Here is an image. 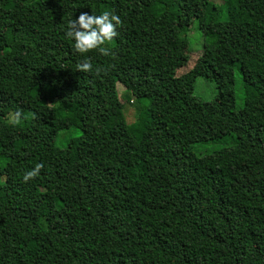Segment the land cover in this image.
<instances>
[{"label":"trees","instance_id":"16d2710c","mask_svg":"<svg viewBox=\"0 0 264 264\" xmlns=\"http://www.w3.org/2000/svg\"><path fill=\"white\" fill-rule=\"evenodd\" d=\"M201 2L0 0V264H264V0H206L177 76ZM104 11L114 57L75 53L68 21Z\"/></svg>","mask_w":264,"mask_h":264},{"label":"clouds","instance_id":"9594fccd","mask_svg":"<svg viewBox=\"0 0 264 264\" xmlns=\"http://www.w3.org/2000/svg\"><path fill=\"white\" fill-rule=\"evenodd\" d=\"M121 25V18L110 11H104L100 15L81 13L78 19L68 21L64 35L67 40L73 42V51L81 56L98 51L103 56L114 57L115 54L105 45L110 44L119 35L117 28ZM76 67L77 71L83 73L93 71V65L88 59L82 60ZM95 71L99 75L102 70L97 68ZM21 117L20 111L15 112L10 118V124L19 125ZM43 167L42 163H37L33 169L25 172L23 181L27 183L38 177Z\"/></svg>","mask_w":264,"mask_h":264},{"label":"rangeland","instance_id":"374dc122","mask_svg":"<svg viewBox=\"0 0 264 264\" xmlns=\"http://www.w3.org/2000/svg\"><path fill=\"white\" fill-rule=\"evenodd\" d=\"M206 0L202 2L197 7L196 15L199 18L198 21L193 25V29L187 33V45L185 47L184 58L180 63L179 69L177 71V76H181L191 69H193L199 62H201L205 55L203 52V35H202V17L204 15V5ZM118 92L120 94V99L124 105V114L128 122L136 121L137 115L139 114V108L145 104L144 101L137 100L131 92L126 91V89L119 84ZM196 95L205 101H212L216 94L217 89L213 83L199 79L196 86ZM221 130L224 134L229 132V128L226 125H221ZM62 140H59L58 144L61 145ZM0 181V190L6 189L3 183ZM7 190V189H6Z\"/></svg>","mask_w":264,"mask_h":264}]
</instances>
